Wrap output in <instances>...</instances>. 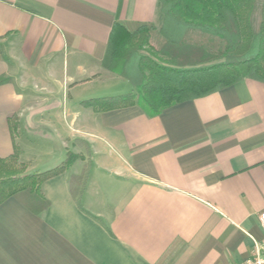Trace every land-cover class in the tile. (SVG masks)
Wrapping results in <instances>:
<instances>
[{
	"label": "crops",
	"instance_id": "1",
	"mask_svg": "<svg viewBox=\"0 0 264 264\" xmlns=\"http://www.w3.org/2000/svg\"><path fill=\"white\" fill-rule=\"evenodd\" d=\"M164 24L159 0H0V159L47 179L48 205H0V264H239L264 256V84L242 79L150 116L107 70L114 23ZM16 128H15V127ZM16 131H15V129Z\"/></svg>",
	"mask_w": 264,
	"mask_h": 264
},
{
	"label": "trees",
	"instance_id": "2",
	"mask_svg": "<svg viewBox=\"0 0 264 264\" xmlns=\"http://www.w3.org/2000/svg\"><path fill=\"white\" fill-rule=\"evenodd\" d=\"M159 2L164 16L162 30L169 48L176 46L173 39L184 28L200 30L219 39L222 47L217 52L195 62L197 65L211 64L183 68L177 58L166 51L163 53L168 59L164 61L154 54L144 55L146 49H153L151 26L140 25L130 32L117 20L103 66L127 78L135 86L136 93L90 99L83 105L103 111L137 105L148 115L156 116L166 108L208 96L242 79L264 84V0ZM5 81L0 79V85ZM19 157L20 150L15 146L11 156L0 159V205L14 197L28 205L47 206L41 185L68 170L76 158L69 154L63 163L51 170L25 174Z\"/></svg>",
	"mask_w": 264,
	"mask_h": 264
},
{
	"label": "rangeland",
	"instance_id": "3",
	"mask_svg": "<svg viewBox=\"0 0 264 264\" xmlns=\"http://www.w3.org/2000/svg\"><path fill=\"white\" fill-rule=\"evenodd\" d=\"M164 24L161 28L154 29L151 27V41L150 45L155 50L152 51L150 49H146L144 51V55H156V57L160 60H167V54L163 53L166 51L167 53L175 56L177 61L184 68H193V67H201L204 65H210L211 63L205 62L204 64H195L197 60L200 58H208L210 55L217 52L222 46L219 39L210 34L204 33L200 30L187 28L184 30L178 31L176 34V38L173 39L176 42V46H172V49L169 48L168 40L163 32ZM151 51V52H149ZM162 52V53H161ZM201 58V59H202ZM188 62V63H187Z\"/></svg>",
	"mask_w": 264,
	"mask_h": 264
},
{
	"label": "built area",
	"instance_id": "4",
	"mask_svg": "<svg viewBox=\"0 0 264 264\" xmlns=\"http://www.w3.org/2000/svg\"><path fill=\"white\" fill-rule=\"evenodd\" d=\"M259 221L264 232V211L259 214ZM239 264H264V256L255 251L252 257Z\"/></svg>",
	"mask_w": 264,
	"mask_h": 264
}]
</instances>
